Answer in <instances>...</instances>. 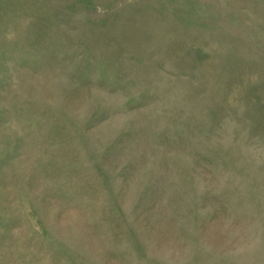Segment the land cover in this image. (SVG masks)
Instances as JSON below:
<instances>
[{
  "label": "rangeland",
  "instance_id": "obj_1",
  "mask_svg": "<svg viewBox=\"0 0 264 264\" xmlns=\"http://www.w3.org/2000/svg\"><path fill=\"white\" fill-rule=\"evenodd\" d=\"M0 264H264V0H0Z\"/></svg>",
  "mask_w": 264,
  "mask_h": 264
}]
</instances>
